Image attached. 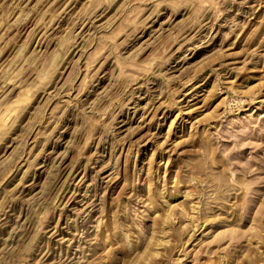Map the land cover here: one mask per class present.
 <instances>
[{
	"label": "rangeland",
	"instance_id": "rangeland-1",
	"mask_svg": "<svg viewBox=\"0 0 264 264\" xmlns=\"http://www.w3.org/2000/svg\"><path fill=\"white\" fill-rule=\"evenodd\" d=\"M0 264H264V0H0Z\"/></svg>",
	"mask_w": 264,
	"mask_h": 264
}]
</instances>
